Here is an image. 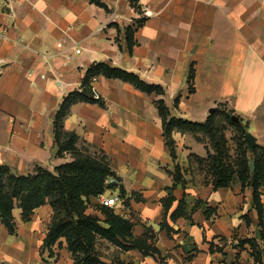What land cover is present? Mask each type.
<instances>
[{"label":"crops","instance_id":"crops-1","mask_svg":"<svg viewBox=\"0 0 264 264\" xmlns=\"http://www.w3.org/2000/svg\"><path fill=\"white\" fill-rule=\"evenodd\" d=\"M98 1L103 6L90 0H0V31L6 28V38H0V165L28 175L37 167L54 172L70 162L57 157L55 115L80 90L88 69L100 63L162 86L176 118L205 123L211 109L226 104L264 148V0ZM142 19L131 52L125 30ZM66 53L73 56L69 62ZM193 63L191 94L187 76ZM91 86L105 106L73 105L65 129L79 136L78 146L109 157L126 194L118 213L135 224V238H146L159 251L145 256L134 249L121 252L119 259L126 264H259L251 246L242 244L253 239L260 251L264 247L253 188L234 183L215 190L209 181L186 173L190 153L196 152L189 144L192 136L174 133V161L156 95L105 77L93 79ZM177 165L181 183L175 179ZM260 191L264 204V187ZM181 201L184 214L173 222ZM13 216L15 234L0 222V264H75L65 239L43 250L53 219L49 204L28 223L19 208ZM165 221L172 233L161 227Z\"/></svg>","mask_w":264,"mask_h":264},{"label":"trees","instance_id":"trees-1","mask_svg":"<svg viewBox=\"0 0 264 264\" xmlns=\"http://www.w3.org/2000/svg\"><path fill=\"white\" fill-rule=\"evenodd\" d=\"M90 1L103 6L98 0ZM139 1L133 0L134 3ZM144 22L145 19H142L136 22L135 27H129L125 30L127 44L131 52L137 45L134 38L135 33ZM195 75V64L193 63L188 77L192 84L195 81ZM98 77L119 79L148 95L159 97L155 104L163 119L164 137L174 161L177 160L176 141L173 137L175 132L182 134L202 133L207 136L212 141L216 151L210 166L211 184L214 189L231 187L236 178L243 188H253L254 208L258 212L260 226L264 229V204L260 191L264 187V157L258 158V151L264 155V148L257 145L252 150L257 157H254L256 169L253 173L251 172V161H248L245 155L239 162V170L235 171L230 164H227L226 138L216 121V114L209 116L205 123L173 117L164 100L166 92L162 86L149 84L135 73L100 63L88 69L81 90L71 93L55 115L54 134L55 145L58 150L57 156L63 158L65 154L70 153L73 154V161L56 167L54 172L43 167H37L33 174L28 175L17 174L10 167L0 165V222L8 228L11 234H15L17 231L13 216V211L16 208L21 209L23 222L28 223L32 221L38 208L49 204L53 208V219L43 250H50L61 239H65L75 264H126L121 259H115L110 263L105 262L97 249V242L101 239L121 249L122 252L138 249L145 256L159 254L157 248L153 244H149L146 238L134 237L135 224L131 219L116 214L113 209L100 206L106 215L104 221L87 213L88 201L92 198L97 199L106 192V179L111 176L119 178L112 171L106 155L93 157L77 147L80 138L77 134L65 129V120L70 114L71 107L77 103L105 106L102 98L95 97L91 86L93 79ZM190 93H194L193 85L190 88ZM179 102L180 98H177L175 105L177 106ZM232 123L243 129L241 119L240 123L233 120ZM245 126L248 128L247 125ZM247 134L248 132L243 129L244 143L249 150L246 142ZM175 179L177 183L183 182L182 169L179 165L176 166ZM119 189L121 196L125 198L126 194L123 187L120 186ZM184 207L185 202L181 201L171 216L173 222L183 216ZM161 227L166 228L169 233L173 232V228L166 221ZM246 243L251 246L255 261L264 264V247L260 251L258 243L253 239L245 240L242 244Z\"/></svg>","mask_w":264,"mask_h":264},{"label":"rangeland","instance_id":"rangeland-1","mask_svg":"<svg viewBox=\"0 0 264 264\" xmlns=\"http://www.w3.org/2000/svg\"><path fill=\"white\" fill-rule=\"evenodd\" d=\"M188 77H189V74L187 76V85L190 90V88H192V85L194 86L195 81L192 84L188 80ZM180 97L181 96L179 94L177 95L176 99ZM157 98L159 99V97ZM175 100H174V104H175ZM215 109L216 111L214 114H216V121L219 124L223 132V135L226 138L225 151L227 152V155H226L227 164L228 165L230 164L235 171H238L239 162L243 158L242 157L243 155L246 156L248 161H252L255 159L254 157H256V155L252 151H250V149L248 150L246 148L245 143H244L243 129H245L246 132L249 133L248 128L243 123H242L243 129L235 126L232 123L231 117L237 116V115H235L233 111H228L226 104H219L216 106ZM188 135L192 136L191 137L192 141L189 144L194 147L196 152L190 153V156L188 159V165L186 168H184L185 172L189 174L191 173V176H193L194 178L195 176L193 174H196L197 177H201L206 182L209 181L211 183L212 177L210 173L211 172L210 166L212 165V157L216 155V151L212 144V141L207 136L203 135L202 133H199V134L188 133ZM78 145L77 147L81 151L93 157H102L103 155H106L105 153H103V151L93 148L91 146H88L85 144H80V146ZM186 149L191 150L193 148H191L190 146H187ZM198 152H201V154ZM262 157H264V155H262V153L258 151V158L260 159ZM63 158H66L70 162L73 161L74 159L73 154H70V153L65 154ZM107 158L110 163L108 156ZM255 169H256V163H255ZM234 183H240V182L236 178ZM87 206H88L87 213L89 215L98 217L101 221H104L106 219L105 213L102 212L100 207L97 205V200L95 198H92L91 200H89ZM114 212L116 214H119L118 210H114ZM97 249L102 256V259L107 263H110L115 259H119L120 258L119 254L122 252L121 249L117 248L116 246H113L108 241L101 240V239L97 242Z\"/></svg>","mask_w":264,"mask_h":264},{"label":"built area","instance_id":"built-area-1","mask_svg":"<svg viewBox=\"0 0 264 264\" xmlns=\"http://www.w3.org/2000/svg\"><path fill=\"white\" fill-rule=\"evenodd\" d=\"M0 38H6V28H4L2 31H0ZM59 49L64 48V43H59L58 44ZM81 49H75L74 53L76 55L81 54ZM64 57L67 62L71 61L73 56L72 54H64ZM3 66V61H0V67ZM42 79H45V75L41 76ZM81 90V88H80ZM95 93V91H94ZM95 97L99 98L97 93H95ZM105 186H106V192L101 194L96 200H97V205L102 207V208H109L113 210H122L124 207V198L120 194V189L119 187L121 186V182L119 179L116 177H108L105 181Z\"/></svg>","mask_w":264,"mask_h":264},{"label":"water","instance_id":"water-1","mask_svg":"<svg viewBox=\"0 0 264 264\" xmlns=\"http://www.w3.org/2000/svg\"><path fill=\"white\" fill-rule=\"evenodd\" d=\"M215 111H216L215 108H214V109H211V110H210V114H211V115L214 114ZM232 120H233L234 122L240 123V118H239L238 116H233V117H232ZM246 142H247V146H248V148H249L251 151L254 150V149L256 148V146H257V139H256L255 136H253L251 133H248V134L246 135ZM250 165H251V172L253 173V172L255 171V161L252 160L251 163H250Z\"/></svg>","mask_w":264,"mask_h":264}]
</instances>
